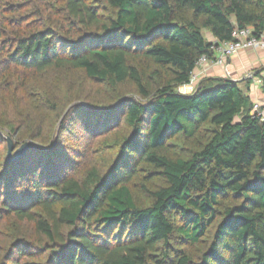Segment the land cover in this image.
I'll use <instances>...</instances> for the list:
<instances>
[{"label":"trees","instance_id":"16d2710c","mask_svg":"<svg viewBox=\"0 0 264 264\" xmlns=\"http://www.w3.org/2000/svg\"><path fill=\"white\" fill-rule=\"evenodd\" d=\"M105 1L112 11L103 17L87 0H0V126L8 129L0 142L52 141H31L13 162L6 148L0 160V219L28 225L0 264H28L21 256L36 252H46L43 264H264V121L236 81L203 76L191 94L178 91L236 27L264 32V0ZM136 58L167 78L153 88L158 70L141 75L129 62ZM51 69L108 84L110 103H73L84 100L73 85L65 97L54 87L32 93ZM128 82L142 100L115 92ZM120 119L128 130L114 140L109 165L89 164L78 178L79 157L63 141L69 129L94 135ZM178 136L202 141L186 157H169L167 141ZM141 161L153 167L145 179L166 181L143 206L127 184ZM208 233L199 262L173 246Z\"/></svg>","mask_w":264,"mask_h":264},{"label":"rangeland","instance_id":"374dc122","mask_svg":"<svg viewBox=\"0 0 264 264\" xmlns=\"http://www.w3.org/2000/svg\"><path fill=\"white\" fill-rule=\"evenodd\" d=\"M93 2L96 7L99 8V12L103 14V17L109 15L112 11L110 5L105 0H87ZM28 9V8H27ZM105 15V16H104ZM204 35L207 37H211L206 31ZM130 63L134 64L138 70L140 71L141 75L148 77L150 74L153 73L156 69L159 73L154 76V83L153 88L158 86V82H162L164 79L167 78V71L160 69L156 64L152 63L151 61H146L144 59L136 58L134 61L129 60ZM44 79H39L35 82H32V93L36 92H44L46 88H53L58 91V93L62 96H66L70 87L73 85L79 95H82L81 98L84 97V100L73 101L79 102V104L84 105L86 104L89 106L94 107H102L110 103V99L108 98L111 94L110 86L104 82H101L97 79L89 78L83 74L81 70H72V69H51L44 73ZM150 79V78H149ZM151 80V79H150ZM115 92L118 93L119 96L123 97H132L136 100H142V96L137 93L136 86L130 82L125 85H121ZM2 97V96H1ZM68 104L66 107H70L71 104ZM5 113V107L3 108ZM46 114V113H45ZM48 115V114H46ZM63 117V116H62ZM61 120V119H60ZM59 120V121H60ZM57 122V126H58ZM56 128V126H55ZM0 129L3 130L5 134H8V129L0 126ZM128 127L124 123L122 119L114 126L106 130L105 132L94 134V135H87L83 133L79 129H76L72 126L69 129V134L65 135L63 141L65 145H71L72 147L68 150L69 155H74L75 157H79L77 162V167L73 173L78 177L82 178L84 174V170L87 165H93L98 168H104L105 165H109L111 162L112 157L114 156V152L117 146L114 144L115 139H121L123 135L127 134ZM15 140V139H14ZM26 140V139H24ZM22 140V141H24ZM33 144L41 145V146H50L52 141L47 138L46 141H38V140H31ZM196 141V142H195ZM191 142L185 140L182 136H178L175 138H171L167 141V148L165 153L172 158L175 157H186L190 151L197 147V144L202 141L200 136L197 139ZM6 146L5 144L0 142V160L3 159L5 154ZM137 170L136 172L130 177L127 184L131 189V193L133 198L138 205H148L151 202V197L148 193V190H154L166 183L165 179L161 176H152L149 179H145V176L150 174L153 171V167L144 163V162H137L136 164ZM24 184H21L20 187H23ZM19 187L16 186L15 188ZM9 194H18L16 192H7ZM226 203H230V201L226 200ZM35 209V208H34ZM38 213L39 210L35 209ZM218 219V218H217ZM179 222V217L176 218V223ZM27 228L28 225L24 224L23 226L20 225L18 222L14 220L12 217H3L0 219V258L4 252V250L9 247L10 243L14 241L15 235L18 236L19 230ZM211 242V233L206 234L203 236V240L194 243H181L179 239L174 241L175 247L179 250L185 251L187 254L191 256V258L197 262L201 259V254L204 253L207 246ZM46 252L41 254L36 252L33 257L21 256V261L23 263L28 264H43L45 260ZM1 262V259H0Z\"/></svg>","mask_w":264,"mask_h":264},{"label":"built area","instance_id":"2783aa9c","mask_svg":"<svg viewBox=\"0 0 264 264\" xmlns=\"http://www.w3.org/2000/svg\"><path fill=\"white\" fill-rule=\"evenodd\" d=\"M211 49H213V57L202 55L197 60L195 68L190 74L189 82L178 87L180 93L191 94L207 69L213 66H225L227 59L239 51L264 49V32L255 36L251 27H236L232 31L230 40L221 43L215 42ZM216 51L218 54L215 55ZM251 113L260 121H264V100L253 101Z\"/></svg>","mask_w":264,"mask_h":264},{"label":"crops","instance_id":"0c3cea01","mask_svg":"<svg viewBox=\"0 0 264 264\" xmlns=\"http://www.w3.org/2000/svg\"><path fill=\"white\" fill-rule=\"evenodd\" d=\"M213 40L212 37H209ZM218 52H215V55ZM225 66H213L204 76L233 79L245 90L251 102L264 100V49L239 51Z\"/></svg>","mask_w":264,"mask_h":264},{"label":"water","instance_id":"95a60500","mask_svg":"<svg viewBox=\"0 0 264 264\" xmlns=\"http://www.w3.org/2000/svg\"><path fill=\"white\" fill-rule=\"evenodd\" d=\"M231 81H234L233 79H229ZM6 161L7 162H13L15 160H18L21 158L27 150L33 147V144L31 141H24L22 142L18 147H15L14 141L11 137L6 136Z\"/></svg>","mask_w":264,"mask_h":264}]
</instances>
